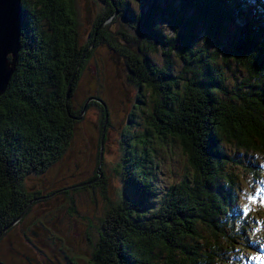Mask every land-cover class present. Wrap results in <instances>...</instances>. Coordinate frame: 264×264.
Here are the masks:
<instances>
[{"label": "trees", "instance_id": "1", "mask_svg": "<svg viewBox=\"0 0 264 264\" xmlns=\"http://www.w3.org/2000/svg\"><path fill=\"white\" fill-rule=\"evenodd\" d=\"M117 1L106 0L113 10L105 19L114 15ZM174 1L184 8L177 15L166 12L167 23L159 24L176 26L174 43L161 48L182 45L179 57L193 72L194 82L172 77V71L166 69L149 72L145 65L139 81L167 83L162 92L166 104L162 100L161 106L158 104L152 126L155 124L164 146L175 143L189 169L178 183L157 186L151 178L156 163L144 142L145 135L135 136V146L128 155L139 157H131V178H126L116 200L106 198V226L111 230H96V245L101 244V248L93 264L226 263L227 254L238 247L234 236H241L234 232V225L229 228L230 235L225 233L235 201V170L239 167L247 172L258 186L264 177L262 168L235 156L264 152V0ZM73 4V0H22L20 51L9 85L0 97V235L31 201L49 196L39 192L16 196L20 178L26 172L42 175L62 160L71 136L78 135L76 124L82 120L72 118L80 116L84 104L75 109L78 71L72 82L70 79L82 55L86 57L89 44L103 39L98 37L103 21L96 24L88 43L77 47ZM120 5L124 8L116 11H130L127 4ZM153 13L145 16L141 12L138 20L129 16V22L135 30L143 31L149 42L162 43L159 38L163 33L153 29ZM199 27L202 34L197 38ZM235 64L241 65L252 81L243 79L245 92L239 96L227 92L224 83L229 71L237 73ZM212 65L217 74H211ZM224 66H228L227 74ZM69 83L71 100L67 105ZM100 109L99 134L105 116L103 107ZM252 161L258 158L253 156ZM98 176L96 172L93 181L101 178Z\"/></svg>", "mask_w": 264, "mask_h": 264}, {"label": "rangeland", "instance_id": "2", "mask_svg": "<svg viewBox=\"0 0 264 264\" xmlns=\"http://www.w3.org/2000/svg\"><path fill=\"white\" fill-rule=\"evenodd\" d=\"M73 1L77 21V47L85 46L96 24L103 21L99 25L98 36L103 39L97 44L96 40L89 44L86 57L82 55L70 79L72 82L78 71V79L75 81L77 90L74 95L77 98L74 103L75 109L84 103L80 114L84 119L76 124L78 135L71 136L62 160H57L42 175L26 172L23 179L20 178L22 184L16 196H32L37 192L42 196H49L31 201L26 210L3 230L0 235V264H93V257L100 255L101 248V244L96 245V230H111L106 226V198L110 201L116 200L119 191L125 188L126 178H131L128 176L131 173V157H139V154L128 155L135 146V136L145 135L144 142L147 141L146 146L150 148L156 163V173L151 178L157 186L168 187L172 183H178L189 169L186 158L175 143H164V146L159 141L161 135L155 124L152 126L158 104L161 100L166 104L162 92L165 91L167 83L154 85V82H142L145 86H150L151 94L139 81L142 80L141 70L146 66L149 72L166 69L168 72L172 71V77L194 82L193 72L185 68L179 57L178 50L182 49V45L175 44L170 50L161 48L165 44L169 46L174 43L173 36L176 32L173 27L176 26L163 27L159 24L161 21L167 23L166 12L177 15L184 8V4L174 0H118L113 5L114 15L105 19L111 9L113 10L108 3L107 6L106 0ZM122 3L129 6L130 11L123 13L127 17L116 11L124 8L118 6ZM231 4L234 6L233 1ZM141 12L145 16L155 13L153 17L156 25L152 27L163 33L159 38L154 32L162 43L149 42L143 31L133 28L129 16L138 20ZM43 27L47 29L45 22ZM201 34L199 27L197 38ZM48 50V47L45 48V51ZM167 59L170 62H166ZM222 59V56L219 57L220 62ZM235 65L238 68L237 73L231 75L229 71L225 75L227 81L224 83L227 92L239 96L241 92H245L243 79L251 81V78L241 65ZM243 66L246 68V65ZM226 69L228 66H224V74L228 73ZM210 70L211 74H217L214 65L210 66ZM179 82L176 85L180 89ZM90 90L93 91L91 96L88 93ZM70 93L71 89L68 87L65 93L67 105L71 100ZM218 96L221 98L220 94ZM102 106L107 111L102 124L103 142L102 133H98ZM80 116L72 118L78 122ZM101 142L103 148L99 172L104 175L93 181L92 178L98 172L97 152ZM226 153L233 156L227 150ZM243 154L246 155L235 156L243 157L249 165L264 171V152L261 155L251 152ZM253 156L258 161L253 162ZM235 172L238 174L234 183L235 189L233 185L232 190L235 201L229 214L231 224L225 233L230 235L229 228L234 225V232H239L241 236H234L238 247L227 254L224 264H264V177L258 186L255 179L241 168L237 167ZM86 182L91 183L79 186ZM5 231L9 232L4 233ZM3 234L6 235L2 236Z\"/></svg>", "mask_w": 264, "mask_h": 264}, {"label": "water", "instance_id": "3", "mask_svg": "<svg viewBox=\"0 0 264 264\" xmlns=\"http://www.w3.org/2000/svg\"><path fill=\"white\" fill-rule=\"evenodd\" d=\"M21 4L22 0H0V97L9 85L15 71L17 53L20 51V36L23 27ZM68 87H70V83ZM103 109L105 110L106 119L107 111L105 107ZM101 133L103 142V130ZM102 142L100 143L99 165L97 168L98 177H101L99 171L102 163Z\"/></svg>", "mask_w": 264, "mask_h": 264}, {"label": "flooded vegetation", "instance_id": "4", "mask_svg": "<svg viewBox=\"0 0 264 264\" xmlns=\"http://www.w3.org/2000/svg\"><path fill=\"white\" fill-rule=\"evenodd\" d=\"M79 79H80V76H79ZM88 93H89V95L91 96V94L93 93V91L90 90V91H88ZM94 94H95V93H94ZM94 94L92 95V97H94ZM87 98H88V97H87ZM87 98H86V99H87ZM92 103H94V102H92ZM82 119H84L83 116L80 118V120H82Z\"/></svg>", "mask_w": 264, "mask_h": 264}, {"label": "bare ground", "instance_id": "5", "mask_svg": "<svg viewBox=\"0 0 264 264\" xmlns=\"http://www.w3.org/2000/svg\"><path fill=\"white\" fill-rule=\"evenodd\" d=\"M84 61V60H83Z\"/></svg>", "mask_w": 264, "mask_h": 264}]
</instances>
